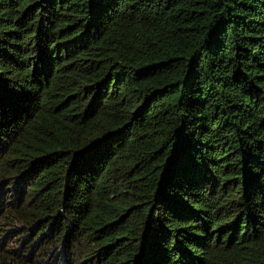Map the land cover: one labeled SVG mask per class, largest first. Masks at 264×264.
I'll return each mask as SVG.
<instances>
[{
	"label": "trees",
	"instance_id": "trees-1",
	"mask_svg": "<svg viewBox=\"0 0 264 264\" xmlns=\"http://www.w3.org/2000/svg\"><path fill=\"white\" fill-rule=\"evenodd\" d=\"M0 264H264V0H0Z\"/></svg>",
	"mask_w": 264,
	"mask_h": 264
}]
</instances>
